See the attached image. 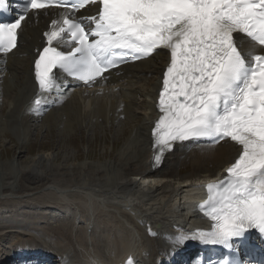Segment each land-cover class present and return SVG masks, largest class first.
<instances>
[{"label":"snow or ice","instance_id":"obj_1","mask_svg":"<svg viewBox=\"0 0 264 264\" xmlns=\"http://www.w3.org/2000/svg\"><path fill=\"white\" fill-rule=\"evenodd\" d=\"M88 3L97 5L98 14L87 31L65 16L45 33L49 46L34 62L40 92L59 87L55 68L88 84L121 63L168 50L161 115L152 131L155 164L177 142L212 146L230 140L239 146L227 176L207 186L208 197L200 205L213 222L211 230L169 237L171 246L199 239L235 249L252 229L264 235V54L254 51L264 50V0H74L70 8L68 0H0V16L14 17L0 22V54L17 48L28 12L76 11ZM64 33L75 42L68 55L52 46ZM245 37L252 51L246 50ZM208 264L238 262L221 258Z\"/></svg>","mask_w":264,"mask_h":264},{"label":"bare ground","instance_id":"obj_2","mask_svg":"<svg viewBox=\"0 0 264 264\" xmlns=\"http://www.w3.org/2000/svg\"><path fill=\"white\" fill-rule=\"evenodd\" d=\"M57 14L54 10L32 14L23 26L21 46L6 63H3L5 58H0V103L12 105L8 114L6 105L0 108V132L14 129L22 144L29 137L30 120L42 121L46 127L63 126L66 133L75 132L76 128L81 130L84 124L92 129L103 123L116 124L123 128V135L126 132L124 127L132 125V128L128 136L125 133L124 142L116 154H101L98 160L89 158L90 162H81V156L73 158L75 155L69 150L62 154L60 148L26 159L20 148V152H13L9 160L0 152V197L22 196L54 188L60 204L57 212L49 215L53 219L68 217L69 214L63 215L68 211L73 217L64 221V230L72 224L77 225L81 219L84 227L85 221L88 223L87 229L81 227L78 233L74 232V255L69 247L48 245V242V249H45L46 246L34 238L36 244L32 240H22L18 245V242L14 243L16 247L7 250L10 254L1 257L0 264L7 258L11 259L10 264H42L57 250L69 255H63L69 258V264H127L130 258L134 264H157L158 258H165L169 252L167 243L169 237H173L170 235L172 230L189 235L211 230L212 223L208 219L196 217L189 220V213L182 207L180 198L198 191L199 185L207 188L209 184L224 180L226 168L238 158V148L228 142L218 147L194 145L192 141L177 142L171 151L165 152L160 164H155L152 131L161 115L159 92L163 90V72L168 65V57L163 52L147 61L111 72L105 84L100 83L90 90L94 93L90 98L82 95L88 91H69L64 104L54 106L47 115L30 111L28 107L38 94L32 53L41 45L43 33ZM248 47L252 46L245 41V48ZM144 82L148 85L143 92L145 98L138 102L133 97L137 92L133 86ZM125 86L129 87L128 93H115L110 88L123 89ZM71 93L81 95L71 99ZM136 105L140 111L135 110ZM9 151L5 149L6 153ZM188 165L191 170L184 172ZM0 206V218L8 216L2 221L4 224L15 223L26 228L32 222L31 229L34 227L35 232L41 226L40 220L36 224L33 222L37 213L26 212L25 204ZM39 211L42 212L36 208V212ZM158 224L159 228L152 231L151 228L155 229ZM89 226L93 228L91 233L88 232ZM166 226L169 229L165 230ZM100 227L97 233L95 229ZM60 235L54 237V232L47 233L55 242H64L68 238L66 234ZM199 241L188 239L176 247L184 250ZM187 242L189 245L184 246ZM26 251L41 252V256H45L30 261L32 259L27 257L29 253Z\"/></svg>","mask_w":264,"mask_h":264},{"label":"rangeland","instance_id":"obj_3","mask_svg":"<svg viewBox=\"0 0 264 264\" xmlns=\"http://www.w3.org/2000/svg\"><path fill=\"white\" fill-rule=\"evenodd\" d=\"M150 76L151 75H149L148 78ZM147 87L148 85L146 84V82H144L143 84L141 83V84H138V85L136 84L133 86L134 90L138 92V93L136 92V95L134 93L133 97L138 102L142 100L143 94H144L143 92L145 91ZM122 92L128 93V90H123ZM91 94L93 95L94 93L92 91H88V94H82V95H85V97L87 96L90 98L92 96ZM79 95L81 94L74 93L72 94L71 99ZM114 96H117V94H115ZM5 105L6 104L3 105L1 102L0 108ZM6 106H7V114H8L9 110L12 108V105L11 103H8V105ZM135 110H139L137 108V105L135 107ZM136 112H137L136 114L138 115V111ZM41 122L42 121L40 122H35L33 120L29 121L31 135L29 134V137L22 144L19 141L18 136L14 129H10V130L6 129L5 132H0V152H2L5 155V158L7 160H9L12 157L13 152L15 153L20 152L18 148L23 150L24 159H26L27 157H35L37 154L47 153L48 151H53V150H56L57 148H60L61 149L60 153L62 154L64 152H68L69 150L71 151L70 152L71 155H75V156H72L73 158L76 157L77 159H79L78 156H81L82 157L80 158V160H82L81 162H90L91 159L98 160L101 154L111 153V152H113V154H116L118 149L121 147L122 143L124 142L125 133L128 136L131 132L130 128H132V125L124 127V131L126 129V132L124 133L123 131L124 133L123 135L122 134L123 128H120L116 124L110 125L109 123H103L102 125H98L94 129H92L91 126L89 127L87 126V124L86 125L84 124L81 130H78L79 128L78 129L76 128L74 130L75 132H72L73 131L72 130L66 133L64 132L63 126L61 127L59 125L60 126L59 127L57 125H52L51 127H46V125L41 124ZM92 131H94V134L93 133L91 134ZM117 134H118V137H117ZM71 140H74V141H71ZM5 149L10 150L9 151L10 153L9 152L6 153ZM74 152H77V154H74ZM60 159H62V157H60ZM190 170H191V165H188L186 169L184 170V172H188ZM55 194H56V191L54 188H47L37 193L36 192L28 193L22 196L21 195L19 196H14V195L9 196L8 195V197H5V196L0 197V205H3V206H6V205L13 206L16 204H25L26 212L37 213V217L35 218L33 222L36 224L39 222L38 220H40L39 223H41V226H39L38 230L35 232L34 227H32L31 229V226H33L32 222H31V225H29L26 228H23L21 226H17L15 223L8 224V225L4 224L2 221L5 220L8 216L0 218V259L1 257H5V256H8V254H10L9 251L7 250H9V248L13 246L16 247L14 243L18 242L17 243L18 245L19 242L22 240L23 241L32 240L33 241L32 243L36 244L37 241H35L34 238H37V240L41 241V243H43L46 246L45 249H48L46 245V243L48 242V245H55V246L60 245V246L67 247V248L69 247L71 254L72 255L75 254V249L73 247H74V244L76 243V238H75L76 233L74 232L78 233V230L81 227L87 229L88 223L85 221L86 227H84L83 219H81L80 224H77V225L72 224L71 226H68V230L66 229L67 230L66 231L64 230L63 223L64 221H69L70 217L50 219L49 216H52V215H49V213L51 214L52 210H56L58 205L60 204V202L57 200L58 197ZM0 208L2 207L0 206ZM32 208L34 209L32 210ZM36 208L38 210H42V212L40 211L36 212ZM2 211H4V209H2ZM167 227L168 226L164 227L165 230L169 229ZM100 230H101V227L98 229H95L97 233L100 232ZM151 230L152 231L157 230V227L155 229L151 228ZM50 231L54 232L55 234L54 237H56L57 235H60L61 233L62 235L66 234L68 238L65 239L64 242H55L49 239L47 236V233ZM4 248L6 249L3 250ZM57 251H54V253L53 252L52 253L53 254L58 253L57 256L60 258L61 256L67 254V253L57 252ZM60 262L62 264H65L62 261ZM60 262L58 263L56 261H53V262H50L49 264H61ZM2 264H9V262H6V263L3 262Z\"/></svg>","mask_w":264,"mask_h":264}]
</instances>
